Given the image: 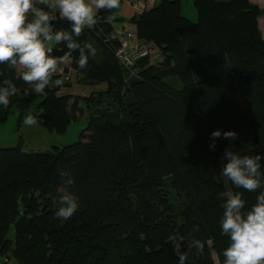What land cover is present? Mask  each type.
Listing matches in <instances>:
<instances>
[{"label":"trees","instance_id":"trees-1","mask_svg":"<svg viewBox=\"0 0 264 264\" xmlns=\"http://www.w3.org/2000/svg\"><path fill=\"white\" fill-rule=\"evenodd\" d=\"M182 1L160 0L129 17L138 39L162 55L139 59L132 78L116 54L115 23L126 20L120 8L100 10L82 32L79 42L97 55L81 70L73 53L75 75L68 67L58 73L61 87L36 94L19 72L0 66V86H17L8 107L0 105V121L6 108L21 107L20 121L33 108L38 125L61 134L89 118L73 144L40 152L0 147V256L13 264H178L169 237L183 236L187 251L198 226L204 253L189 252L186 264H222L229 238L220 226V193L243 192L247 210L262 191L236 189L220 171L230 145L264 156V8L250 0H193L194 21L182 15ZM54 28L70 24L58 18ZM60 47L54 55L64 54ZM74 82L95 90L61 93ZM215 131L222 135L213 141ZM228 131L238 138L224 139ZM63 169L74 177L79 208L61 226L55 213Z\"/></svg>","mask_w":264,"mask_h":264},{"label":"clouds","instance_id":"clouds-1","mask_svg":"<svg viewBox=\"0 0 264 264\" xmlns=\"http://www.w3.org/2000/svg\"><path fill=\"white\" fill-rule=\"evenodd\" d=\"M121 0H0V66L9 71L19 72L22 81L36 94L44 93L49 86L61 87L64 79L57 78L62 65L73 60L78 52V68H87L89 58H95L97 50L91 43L79 42V37L87 28L97 23L100 10L119 9ZM67 21L70 29H56L57 19ZM113 17H108L111 20ZM64 54L54 55V46ZM67 49L66 51L64 49ZM0 75H3L0 69ZM17 93L12 80H5L0 86V105L8 107L10 98ZM40 121L36 116L27 114L22 124L33 127ZM221 131L212 133V140L221 138ZM224 139L235 140L234 131L223 133ZM215 149V144L211 145ZM220 174L226 177L236 189L249 192L260 191L256 202L246 210L243 192L231 189L222 191L220 197L223 215L220 220L222 235L229 238V244L223 250L222 264H264V171L261 155H242L233 146L225 149ZM62 183V195L55 218L61 221L70 219L79 208L78 198L70 191L74 186V177L70 170L58 171ZM199 227L192 229L188 250H182L184 237H169L178 264H186L189 252L200 256L204 253L205 242L195 237Z\"/></svg>","mask_w":264,"mask_h":264},{"label":"rangeland","instance_id":"rangeland-1","mask_svg":"<svg viewBox=\"0 0 264 264\" xmlns=\"http://www.w3.org/2000/svg\"><path fill=\"white\" fill-rule=\"evenodd\" d=\"M188 1H190L191 7L190 4L187 3ZM182 4V12L185 17L188 18L189 16H193L194 19L191 20H198V16L196 15L197 10L193 0H184ZM151 52L152 60L154 62H158L162 59L161 54H157V52L154 53L153 51ZM87 88V93L90 95L94 88ZM78 92L81 93L82 91L78 90ZM21 110V107L16 108L15 106L13 108H6L5 112H7V118H5L3 121H0V147H14L18 144H21L23 150L26 152H40L50 150L52 146L63 147V145L73 144L81 139L80 134L86 129L89 120V118L74 120L65 132L59 134L55 131H49L47 128H44L38 124L33 127L24 126L22 124L23 120H19ZM35 112V109L32 108V110H27L26 113L24 111L22 115L23 117L27 114L33 115ZM216 264L219 263L216 262Z\"/></svg>","mask_w":264,"mask_h":264},{"label":"built area","instance_id":"built-area-1","mask_svg":"<svg viewBox=\"0 0 264 264\" xmlns=\"http://www.w3.org/2000/svg\"><path fill=\"white\" fill-rule=\"evenodd\" d=\"M130 4L136 12H141L148 7L144 0L130 1ZM113 36L119 39L121 43L116 51L118 61L126 68L129 78L137 76L138 67L136 63L143 57L151 56V44L140 41L137 33L133 30L119 29Z\"/></svg>","mask_w":264,"mask_h":264},{"label":"crops","instance_id":"crops-1","mask_svg":"<svg viewBox=\"0 0 264 264\" xmlns=\"http://www.w3.org/2000/svg\"><path fill=\"white\" fill-rule=\"evenodd\" d=\"M146 1V5H148V7L152 8V6H155L156 4L159 3L160 0H145ZM252 1L254 4L256 5H260L262 8H264V0H250ZM183 3V1L181 2V4ZM188 4H190V7H191V3L190 1L187 2ZM183 4H182V7H181V13L182 15L183 14ZM192 13H193V8H192ZM135 14V10L133 8V6H131L130 2L128 1H124L121 3L120 5V9H119V17H122V18H125L126 20H123V21H118L117 23H115V29L118 30V29H123V30H133L136 32V26L135 24H133L132 22L129 21V17H131L132 15ZM191 19H194L193 16H189ZM258 24H259V27H260V30H261V33H262V36L264 38V14L260 15L259 16V19H258ZM156 50V51H155ZM153 52L157 54H161V52L153 47ZM72 66V62H70L69 64H66V65H62V69L64 70L66 67L69 68V75L70 77H74L75 75V70L71 67ZM60 73V72H59ZM87 87H90V88H94L92 86H89V85H80L78 83H75L73 84V87L72 88H63L61 90V93H64V94H75V95H79V96H88V88ZM78 90H81L82 92L79 93ZM95 90V88H94ZM93 90V91H94ZM92 91V92H93ZM91 94V93H90ZM15 262V260H8L6 259L5 257L3 256H0V264H13Z\"/></svg>","mask_w":264,"mask_h":264},{"label":"bare ground","instance_id":"bare-ground-1","mask_svg":"<svg viewBox=\"0 0 264 264\" xmlns=\"http://www.w3.org/2000/svg\"><path fill=\"white\" fill-rule=\"evenodd\" d=\"M215 260H216V258H215ZM217 262V261H216Z\"/></svg>","mask_w":264,"mask_h":264}]
</instances>
